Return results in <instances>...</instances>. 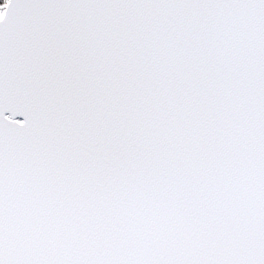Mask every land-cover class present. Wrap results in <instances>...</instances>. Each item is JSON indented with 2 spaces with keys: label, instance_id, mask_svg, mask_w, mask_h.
Masks as SVG:
<instances>
[{
  "label": "snow or ice",
  "instance_id": "1",
  "mask_svg": "<svg viewBox=\"0 0 264 264\" xmlns=\"http://www.w3.org/2000/svg\"><path fill=\"white\" fill-rule=\"evenodd\" d=\"M0 264H264V0H2Z\"/></svg>",
  "mask_w": 264,
  "mask_h": 264
},
{
  "label": "trees",
  "instance_id": "2",
  "mask_svg": "<svg viewBox=\"0 0 264 264\" xmlns=\"http://www.w3.org/2000/svg\"><path fill=\"white\" fill-rule=\"evenodd\" d=\"M0 3H2V0H0Z\"/></svg>",
  "mask_w": 264,
  "mask_h": 264
}]
</instances>
